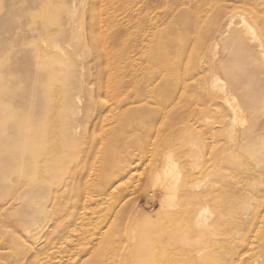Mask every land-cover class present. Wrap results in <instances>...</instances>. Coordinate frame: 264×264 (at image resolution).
Segmentation results:
<instances>
[{
  "label": "rangeland",
  "instance_id": "374dc122",
  "mask_svg": "<svg viewBox=\"0 0 264 264\" xmlns=\"http://www.w3.org/2000/svg\"><path fill=\"white\" fill-rule=\"evenodd\" d=\"M129 4V0H0V264L97 263V256H84L83 250L103 216L116 230L125 226L122 234L127 228V241L128 232L134 230L142 239L144 251L130 259L134 264H256L255 258L264 264V46H259L264 42L260 30L264 31V0H158L136 24L144 40L135 56L145 67V75L136 79L130 70L134 26L126 12ZM90 5L99 21L85 37L92 45L85 46L81 36L83 44L70 50L59 33L68 14L78 19ZM227 15H235L229 30ZM254 16L261 20L260 26ZM243 18L254 27L255 37L244 31ZM128 22V29L122 27ZM222 32L226 33L218 48L212 49ZM215 72L236 93L249 123L234 118L230 106L219 100L222 93L212 86ZM137 81H144L146 93L136 94ZM122 83L129 92L124 106L117 101ZM77 98L82 99L80 106ZM91 106L101 108L87 127ZM77 107L82 112L72 122ZM126 107H132L130 114L116 115ZM118 118L127 122L121 124ZM44 123L48 157L40 170L22 175L18 166L23 146ZM72 123L82 127L77 133L81 141L69 140ZM247 129L253 133L243 143ZM169 156L182 169V179L201 184V189H193L191 197L182 195L181 211L168 212L167 217L159 211L158 201L147 203V196L149 176ZM115 165L132 169L116 182L113 196L103 197L104 176ZM201 190L211 192V222L217 221L222 239L206 238V251L193 258L164 240L190 226L188 221L205 206L194 200ZM110 201L117 206L113 212ZM34 222H44L46 231L28 238L25 226ZM119 237L114 244L115 264L128 256L123 250L127 241ZM232 245L241 247V260L239 256L231 262Z\"/></svg>",
  "mask_w": 264,
  "mask_h": 264
},
{
  "label": "bare ground",
  "instance_id": "6f19581e",
  "mask_svg": "<svg viewBox=\"0 0 264 264\" xmlns=\"http://www.w3.org/2000/svg\"><path fill=\"white\" fill-rule=\"evenodd\" d=\"M130 1V4H129V8L126 9V12L127 14L130 15V17L132 18V21H133V30H132V39L133 41L131 42V46H130V51H131V56H132V65H131V77H133L134 79L136 78H139L141 73H143L145 71V67L144 65H141V61L139 62V57H136L135 55H137V53L139 52V50L137 49V45L138 43L141 41L143 42L144 40V33L143 34H139L138 31L135 29L137 26L136 24L139 23V20L141 18H144L145 17V11L146 9L154 4L155 2H157L158 0H129ZM174 2H178V0H173ZM76 5V3H75ZM82 5V4H81ZM84 5V4H83ZM74 6V5H73ZM105 8V7H104ZM108 8V7H107ZM64 9V8H63ZM75 9V8H74ZM73 9V10H74ZM88 9V8H87ZM85 10V12L80 16L78 17V19L74 18V16H72L71 14H68L67 15V18H66V22H65V26L62 27V32L59 33L60 36L64 37V42L66 44V46L70 49V50H74L76 49V47H78L79 45H82L83 43L81 42V36L82 38H84L83 42L85 44V46L89 47V45H92V42L90 40H86L85 37H89L91 35V33L94 31V28H95V25L96 23H99V21H97V18L96 16L94 17V14L92 13V6L90 5V8L89 10ZM77 11V10H76ZM84 11V10H83ZM75 12V11H74ZM73 12V13H74ZM80 12V11H79ZM100 12V11H99ZM104 12V11H103ZM253 12V11H252ZM102 13V12H101ZM110 13V12H109ZM77 14V12L75 13ZM74 14V15H75ZM99 14V13H98ZM113 15H115V12H112ZM250 15V14H249ZM98 17V16H97ZM234 18H235V15H227L226 16V24H225V27L227 30H229L230 28H232L234 26ZM99 19V18H98ZM112 19V18H111ZM254 20L255 22L257 23L258 26H260V22L261 20L259 18H255L254 16ZM130 22H132L130 19H129ZM122 27H125V28H129L131 26V24L129 25V22L128 24L127 23H122L121 24ZM242 25L244 26L245 28V32L247 34H253L254 37L256 36V33H255V29L254 27L252 26V24H250L248 22V20L246 18H243L242 19ZM99 30V29H98ZM261 30V33L264 35V31L260 28ZM99 32V31H98ZM225 33L226 32H222L220 34V36L216 37L214 39V41L212 42L211 44V47L212 49L216 50L219 46V43H220V40L225 36ZM117 34L118 33H115V36L113 38H111L113 41L115 39H117ZM244 34V33H243ZM100 36V33L98 34ZM42 36V35H41ZM40 36V37H41ZM264 41V40H263ZM42 42V41H41ZM44 42V41H43ZM206 43V42H205ZM41 44V43H40ZM39 44V45H40ZM58 46V45H57ZM56 46V47H57ZM259 46L263 47L264 46V42H262ZM139 47V46H138ZM58 48V47H57ZM92 50V49H91ZM90 50V51H91ZM50 52V51H49ZM216 53V51H215ZM104 54H105V50H104ZM107 55H109L107 53ZM215 55V54H214ZM109 57V56H108ZM78 58V57H77ZM106 58V56H105ZM202 58V57H201ZM264 58V57H262ZM109 59V58H108ZM106 60V59H105ZM216 64L214 63L213 64V67L216 69ZM218 67V66H217ZM92 69V68H91ZM219 69V68H218ZM145 75V72L143 73V76ZM37 80V79H36ZM135 85L139 86L138 90L136 91V94H144L146 93V88L144 86V81L143 82H139L137 81L136 83H134ZM106 86V84H105ZM212 86L215 88H219L221 93H222V96L221 98L219 99L218 97H216L217 99H219L220 101L222 100L225 104L229 105L230 106V110L231 113L233 114L234 113V118L238 119L242 124H246V123H249V115L248 113L246 112V110L244 109L243 107V104L242 102L239 100L238 96L236 95V93H234L231 89H229L228 85H227V82L221 78L220 74L218 72H215L213 74V78H212ZM123 83L120 85V91H119V95H120V98H117V101L120 103V105L122 106L123 103H127L128 99L127 97H129V92H125L123 90ZM218 90V89H217ZM105 94V93H104ZM170 94V93H168ZM62 98V97H61ZM83 98V97H82ZM191 99V98H190ZM59 100V99H58ZM57 101V100H55ZM54 101V102H55ZM191 103V102H190ZM54 104V103H53ZM56 104V103H55ZM54 104V105H55ZM82 104V99L81 98H77V106H80ZM102 106V105H101ZM124 106V105H123ZM187 106V105H186ZM218 106V105H217ZM226 106V105H225ZM103 107V106H102ZM91 109V114H90V117L86 120L87 122V127H90L91 124L94 122V117H96L98 115V112L100 110V106H99V109L94 107L92 108V106L90 107ZM187 108V107H186ZM200 109V106L198 107ZM216 108V106H215ZM132 109V107H126V108H123L122 110L120 111H117L116 112V115L119 114V115H122V114H130V110ZM190 109V107L188 108ZM227 109V110H229ZM192 110V109H191ZM190 110V112H191ZM197 110V109H196ZM138 111V110H137ZM135 111V112H137ZM189 111V110H188ZM199 111V110H198ZM80 112H82V109L79 107H77L73 112H72V122L76 121L77 118L79 117L80 115ZM193 112V111H192ZM203 112V111H202ZM200 111V113H202ZM198 112H196L197 114ZM138 115V113H135V115ZM183 114V113H182ZM199 114V113H198ZM223 114V113H222ZM230 114V112H229ZM202 115V114H200ZM225 115V114H224ZM180 116V115H179ZM203 117H204V114H203ZM207 116H205L206 118ZM200 118V117H199ZM231 118V117H230ZM251 118V117H250ZM203 120H205L203 118ZM208 120V119H207ZM231 121L234 119H230ZM118 121L119 123L123 124V122H127V119H124V118H118ZM192 121V120H191ZM199 121V120H197ZM202 121V120H201ZM206 121V120H205ZM227 121H228V118H227ZM226 121V122H227ZM229 121V122H231ZM232 121V122H233ZM239 121H237L239 123ZM224 122V123H226ZM235 122V121H234ZM203 123V122H202ZM207 123V121H206ZM220 123V122H219ZM228 123V122H227ZM241 124V125H242ZM201 125V124H200ZM205 125V124H204ZM224 125V124H223ZM225 126H228V124H226ZM231 126V125H230ZM233 126V125H232ZM82 127H80L79 125H74L72 123L71 127H70V132H69V140L72 141V143L74 142H78V141H81L80 138V135L78 134V137H77V133H79L80 131H83L81 129ZM223 128V127H222ZM233 127H230V129H232ZM205 129V128H204ZM37 130V129H35ZM47 124L44 123L43 124V127H42V130L41 131H34V133H31V135L29 136V140L26 141V143L24 144L23 146V150H22V155H23V159L20 163V166H18V170H19V173H21L22 175H28L32 172H35V171H38L40 170V167H41V163L43 160H45L47 157H48V151H47V142H45V138L47 136ZM80 130V131H79ZM198 131V130H197ZM232 133L233 130H230ZM32 132V131H31ZM194 132V130H193ZM203 132V131H201ZM227 132V131H226ZM252 130L251 129H247L246 131L243 130V136H242V142L245 143L246 141L250 140L251 136H252ZM57 134V133H56ZM85 133H83V141L85 139V136H84ZM206 134V133H205ZM261 134V133H260ZM86 135H88L86 133ZM226 135V134H225ZM76 137V141H74ZM233 137V136H232ZM230 137V138H232ZM72 138V139H71ZM87 138V137H86ZM211 139V138H210ZM88 140V139H87ZM246 140V141H245ZM86 141V139H85ZM118 141H121V140H118ZM213 141V140H212ZM245 141V142H244ZM237 142H239V140H237ZM241 142V144H242ZM180 143V142H179ZM151 144V143H150ZM120 145V144H119ZM193 145V144H192ZM210 145V144H209ZM197 146V145H196ZM178 147V146H177ZM205 147V146H204ZM209 148V147H208ZM39 149V153H37V150ZM208 152V150H207ZM236 152V151H235ZM164 153V152H163ZM213 153V152H212ZM208 154V153H207ZM232 154V153H231ZM83 156V155H82ZM197 156V155H196ZM84 158V157H83ZM73 160V159H72ZM150 160V159H149ZM148 161V160H147ZM131 165V164H130ZM161 165V164H160ZM156 167V166H155ZM129 168L130 166L129 165H121L120 167H117L116 165L110 169L104 177L105 180H104V183H103V190H104V194L103 197H109L108 195L110 196H113L114 194V190L116 188V182L118 180H120L121 178H123L124 174H126L128 171H129ZM100 169V168H99ZM132 169V168H130ZM154 169V168H153ZM157 169V168H156ZM17 170V171H18ZM103 170V169H102ZM101 170V171H102ZM107 170V169H106ZM182 170V169H181ZM181 170L179 169L177 163L175 160H173L170 156L168 158H166V161H165V164L162 166V168L159 170L157 169L156 171H154V173L152 172L153 175L149 176V177H152L151 179V191L148 193V204L149 203H153L156 201L159 202L160 204V209L159 211L162 213H166L165 215L168 217L170 212H174L177 214V210H179V208L181 207V205L179 204V200L182 199V195L183 197L188 195V197L191 195V191L193 189H196V190H199L201 189V184H193L190 185L187 183V181L183 180L182 179V173H181ZM247 170V169H246ZM131 171V170H130ZM102 173V172H100ZM186 173V172H185ZM192 173V171H191ZM99 174V173H98ZM128 174V173H127ZM109 175V177H108ZM147 176V175H146ZM187 176V175H186ZM185 176V177H186ZM97 177V176H96ZM209 177V176H208ZM141 178V177H140ZM187 178H189L187 176ZM197 178V177H196ZM207 178V177H206ZM212 178V177H210ZM236 178V177H235ZM184 181H182V180ZM139 181V180H138ZM17 184V183H16ZM150 185V184H149ZM190 185V186H189ZM18 186V185H17ZM139 186V185H138ZM203 186V185H202ZM213 186V185H212ZM221 187V186H220ZM43 187L40 188L42 189L43 191ZM148 188V187H147ZM235 188V187H234ZM186 189V190H184ZM99 190V189H98ZM209 190V189H208ZM208 190H201V192H199V194H195L194 195V200L197 199V200H200L202 202L205 203V206L202 207L201 209H199L197 212H195V215H194V218H192L191 220H189L190 218H188V222H191L190 223V226H185L186 228H183L182 230L180 231H176L174 234L165 237V240L164 242L166 243L168 241V244L170 245H173L174 247H176L177 251L180 252V251H183V252H188V254H191L193 256V258H201V256L204 254V252L206 251V248H205V239L208 238V239H212V238H215V239H218V242L221 241L222 237L220 236V233L219 231L217 230L216 226H215V221L214 223H212V218H213V213L210 211L209 209V201H211L210 199V196H211V192L208 191ZM180 191L184 192V193H181V196H180ZM233 192V190H232ZM217 193V192H216ZM54 197V196H53ZM85 197V196H84ZM89 197V196H88ZM86 197V199L88 198ZM102 197V200L101 202L103 203L104 201V198ZM132 197V195H131ZM181 197V198H180ZM191 197V196H190ZM180 198V199H179ZM193 198V197H192ZM210 198V199H209ZM53 199V198H52ZM95 199V198H94ZM223 199V197H222ZM96 200V199H95ZM109 200V199H108ZM130 200V199H129ZM138 200V199H137ZM186 201V198H183L182 201ZM193 200V201H194ZM209 200V201H208ZM221 200V199H219ZM84 201V200H83ZM147 201V200H146ZM184 201V202H185ZM196 201V200H195ZM217 201V200H216ZM215 201V203H216ZM105 202V201H104ZM111 202V204H110ZM108 203V205H112L110 209H112V212L113 210L117 207L115 205V202L114 201H110ZM130 202V201H129ZM128 202V203H129ZM132 202V200H131ZM189 202V201H188ZM201 202V203H202ZM82 203V201H81ZM91 203V202H90ZM94 203V202H93ZM107 203V201H106ZM127 203V205H128ZM183 203V202H182ZM187 204V201L185 202ZM214 203V202H213ZM263 203V202H262ZM83 204V203H82ZM147 204V205H148ZM185 204V205H186ZM190 204V202L188 203ZM196 204V203H195ZM200 204V203H199ZM91 205V204H90ZM184 206V203L182 204ZM202 206V204H200ZM47 206V205H46ZM61 206V205H60ZM82 206V205H81ZM116 206V207H115ZM151 206V205H150ZM77 207V206H75ZM103 207V206H102ZM128 207V206H127ZM126 207V208H127ZM189 207V206H188ZM193 207V206H191ZM219 207V206H218ZM89 208V207H88ZM100 208V207H99ZM104 208V207H103ZM122 208V207H120ZM134 208V207H133ZM83 209V208H82ZM107 209V208H106ZM106 209H103L102 211H107ZM181 209V208H180ZM186 209L188 210L187 208V205H186ZM222 209V208H221ZM86 210V208H85ZM190 210V208H189ZM101 211V212H102ZM109 211V210H108ZM117 211V209H116ZM176 211V212H175ZM181 211V210H179ZM186 211V210H185ZM229 211V210H228ZM55 212V211H54ZM94 212V211H93ZM92 212V213H93ZM100 212V211H99ZM118 212V211H117ZM116 212V213H117ZM122 212V211H121ZM143 212H145V210H143ZM169 212V214H168ZM191 212V210L189 211ZM194 212V211H192ZM230 212V211H229ZM228 212V213H229ZM111 213V212H110ZM120 213V212H118ZM118 213L115 217L118 216ZM127 213V212H126ZM124 213V214H126ZM140 213V212H139ZM218 213V212H217ZM59 214V212H58ZM87 214V213H86ZM97 214V213H96ZM106 214V212H105ZM108 214V213H107ZM134 214V213H133ZM132 214V215H133ZM144 214V213H142ZM147 214V213H146ZM230 214V213H229ZM237 214V213H236ZM94 215V213H93ZM110 215H114L113 213H111ZM130 215V216H132ZM148 215V214H147ZM155 215V214H154ZM164 214H162L163 216ZM164 215V217H165ZM172 215V214H171ZM192 215V214H191ZM233 215V214H232ZM260 215V214H259ZM261 215H263V212L261 213ZM64 216V215H63ZM102 216V215H101ZM127 216V215H126ZM144 216V215H143ZM149 216V215H148ZM190 216V215H189ZM264 216V215H263ZM262 216V217H263ZM82 217V216H81ZM113 217V216H112ZM119 217V216H118ZM150 217V216H149ZM148 217V219H149ZM84 218V217H83ZM100 218V217H99ZM111 218V217H110ZM114 218V217H113ZM160 218V217H159ZM81 219V218H80ZM91 219H94V218H91ZM115 221L117 218H114ZM119 219V218H118ZM128 219V218H127ZM134 219V218H133ZM138 219V218H137ZM136 219V220H137ZM146 219V218H145ZM151 219V218H150ZM149 219V220H150ZM177 219V218H176ZM261 219V218H260ZM263 219V218H262ZM87 220V219H85ZM108 220L110 219H107L103 216L99 222H98V226L95 228V231L93 233V235H91L92 237H90L89 241H88V246L86 245V247L84 248L83 250V255H89L90 253L93 254V256H97L98 257V260H97V263H93V264H115L116 262H114V250L117 249L115 248V240L118 239H122V237L124 236V238L126 239V241L128 240L127 237H125L124 233H126L128 230L126 228V230H124V233L122 234V229H124L123 227H120L121 229L120 230H116L117 226H114L113 223H108ZM131 220V219H130ZM140 220V218L138 219V221ZM193 220V221H192ZM114 221V220H113ZM144 221V220H143ZM142 221V224L144 223ZM45 222V221H44ZM44 222H34L32 225H28L26 224L25 226V235L28 237V238H35L37 236V233L40 232H45L46 231V224ZM89 222V221H88ZM94 222V221H93ZM96 222V220H95ZM110 222V221H109ZM119 222V221H118ZM174 222V221H173ZM193 222V223H192ZM116 223V222H115ZM125 223V222H124ZM139 223V222H138ZM151 223V222H150ZM259 223V222H258ZM85 224V223H84ZM121 224V223H120ZM145 224H148L149 223H145ZM175 224V223H174ZM183 224V223H182ZM12 225V224H11ZM16 225V224H15ZM89 225V224H88ZM125 225V224H124ZM153 225V223H152ZM169 225V224H168ZM119 226V225H118ZM132 226V224H131ZM129 226V227H131ZM165 226V224H164ZM222 226V225H220ZM255 226V225H254ZM13 227V225H12ZM15 227V226H14ZM71 227V226H70ZM116 227V228H115ZM144 227V226H143ZM182 227V226H181ZM257 227V226H256ZM255 227V228H256ZM260 227V226H259ZM16 228V227H15ZM15 228H13L15 230ZM132 228V227H131ZM148 228V227H147ZM140 229V228H138ZM145 229V228H144ZM157 229V228H155ZM259 229V228H258ZM62 230V229H61ZM130 230V229H129ZM132 230H134L132 228ZM175 230V229H174ZM236 230V229H235ZM147 232V229L145 230ZM167 231V230H166ZM169 231V230H168ZM71 232V231H70ZM144 232V231H143ZM68 233V232H67ZM66 233V234H67ZM145 233V232H144ZM158 233V232H157ZM250 233V232H249ZM252 233V232H251ZM250 233V235H251ZM127 234V233H126ZM167 234V233H166ZM226 234V233H225ZM252 234H254L255 236V233L253 232ZM55 235V234H54ZM128 237H130V240L127 241V247L125 246V248L123 249L124 250V253L128 256L121 261L120 264H129V262L131 264H134L132 260L133 257H135V255H138L139 253H143L144 251V247H143V241L141 238H137V233L135 234V230L133 232H128ZM225 236V235H223ZM252 236V235H251ZM250 236V237H251ZM252 236V237H254ZM22 237V236H21ZM249 237V236H248ZM251 237V238H252ZM55 238V237H54ZM68 238V237H67ZM123 238V239H124ZM80 239V238H79ZM82 239V238H81ZM25 240V239H24ZM133 240V241H132ZM135 240H137L136 244H134ZM252 241V239H250ZM27 241V240H26ZM60 241V240H59ZM58 241V242H59ZM122 241V240H120ZM249 241V240H248ZM57 242V241H56ZM81 242V241H80ZM130 242H134L133 244L130 243ZM152 242V241H151ZM150 242V243H151ZM258 242V241H257ZM119 243V242H118ZM123 243V242H122ZM121 243V244H122ZM159 243V242H158ZM163 243V242H162ZM251 243V242H250ZM249 243V244H250ZM56 244V243H55ZM77 244H80L79 242H77ZM164 244V243H163ZM205 244V245H204ZM57 245H60V244H57ZM123 245V244H122ZM165 245V244H164ZM165 245V246H166ZM61 246V245H60ZM249 246V245H248ZM33 247V245H32ZM56 247V246H55ZM149 247V246H148ZM247 247V246H246ZM80 248V247H78ZM150 248V247H149ZM167 248V247H166ZM249 249V248H248ZM38 250V249H37ZM41 250V249H39ZM59 250V249H58ZM154 250V249H153ZM161 250V249H160ZM164 250V249H163ZM172 250V249H171ZM185 250V251H184ZM246 250V248H245ZM254 250V249H253ZM69 251V249H68ZM248 251V250H247ZM255 251V250H254ZM38 252V251H37ZM156 252V251H155ZM166 252V251H165ZM169 252V251H168ZM240 252H241V247L240 249L237 248L235 245H232V246H229V254H230V260L231 262H235V259H237L239 256L238 259L241 260V255H240ZM258 252V251H257ZM59 253V252H58ZM55 252V254H58ZM64 253V252H63ZM167 253V252H166ZM172 253V252H171ZM182 253V252H181ZM180 253V254H181ZM38 254V253H37ZM90 254V255H91ZM123 254V253H122ZM39 255V254H38ZM163 255V254H162ZM79 256V255H78ZM83 256V257H84ZM92 256V255H91ZM106 256V257H105ZM157 256V255H156ZM16 260L17 261H20V258H18V256L16 255ZM40 257V256H38ZM56 257V256H55ZM71 258V257H70ZM82 258V257H81ZM80 258V260H81ZM85 258V257H84ZM104 258H106L104 260ZM54 259V258H53ZM83 259V258H82ZM93 259V258H92ZM121 259V258H120ZM36 260V259H35ZM70 260V259H69ZM156 260V259H155ZM160 260V259H159ZM234 260V261H233ZM239 261V260H238ZM255 263L258 264V261L257 258H255ZM79 262V260H78ZM161 262V261H160ZM25 262H23L24 264ZM55 263V262H54ZM53 263V264H54ZM86 263V262H85ZM179 263V262H178ZM44 264V263H43ZM146 264V263H145ZM181 264V263H179ZM225 264V263H223Z\"/></svg>",
  "mask_w": 264,
  "mask_h": 264
}]
</instances>
